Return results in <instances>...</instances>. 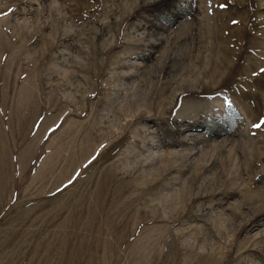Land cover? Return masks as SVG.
Returning a JSON list of instances; mask_svg holds the SVG:
<instances>
[{
	"label": "rangeland",
	"instance_id": "obj_1",
	"mask_svg": "<svg viewBox=\"0 0 264 264\" xmlns=\"http://www.w3.org/2000/svg\"><path fill=\"white\" fill-rule=\"evenodd\" d=\"M260 68L264 0H0V264H264Z\"/></svg>",
	"mask_w": 264,
	"mask_h": 264
},
{
	"label": "snow or ice",
	"instance_id": "obj_2",
	"mask_svg": "<svg viewBox=\"0 0 264 264\" xmlns=\"http://www.w3.org/2000/svg\"><path fill=\"white\" fill-rule=\"evenodd\" d=\"M220 7H226V5H220ZM232 23H238V21H232ZM260 74H264V68H260L259 69V72H253L252 73V75H254V76H257V75H260ZM262 126H264V118H261L260 119V121L258 122V123H255V124H253V127L254 128H257V129H259V128H261ZM93 159H95V157L93 158Z\"/></svg>",
	"mask_w": 264,
	"mask_h": 264
}]
</instances>
